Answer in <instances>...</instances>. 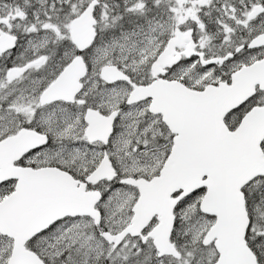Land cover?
Segmentation results:
<instances>
[{
	"label": "snow or ice",
	"instance_id": "snow-or-ice-1",
	"mask_svg": "<svg viewBox=\"0 0 264 264\" xmlns=\"http://www.w3.org/2000/svg\"><path fill=\"white\" fill-rule=\"evenodd\" d=\"M0 264H264V0H0Z\"/></svg>",
	"mask_w": 264,
	"mask_h": 264
}]
</instances>
